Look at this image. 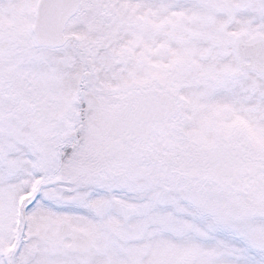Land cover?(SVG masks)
I'll list each match as a JSON object with an SVG mask.
<instances>
[{
    "label": "snow or ice",
    "instance_id": "snow-or-ice-1",
    "mask_svg": "<svg viewBox=\"0 0 264 264\" xmlns=\"http://www.w3.org/2000/svg\"><path fill=\"white\" fill-rule=\"evenodd\" d=\"M0 264H264V0H0Z\"/></svg>",
    "mask_w": 264,
    "mask_h": 264
}]
</instances>
